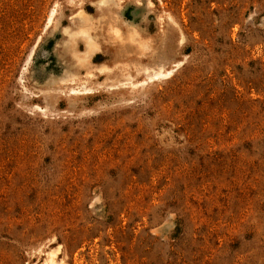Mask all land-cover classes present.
<instances>
[{"label":"rangeland","instance_id":"1","mask_svg":"<svg viewBox=\"0 0 264 264\" xmlns=\"http://www.w3.org/2000/svg\"><path fill=\"white\" fill-rule=\"evenodd\" d=\"M95 1L0 0V264H264V0ZM80 9L112 70L76 99Z\"/></svg>","mask_w":264,"mask_h":264},{"label":"bare ground","instance_id":"2","mask_svg":"<svg viewBox=\"0 0 264 264\" xmlns=\"http://www.w3.org/2000/svg\"><path fill=\"white\" fill-rule=\"evenodd\" d=\"M115 1L114 0H96L95 1L96 10L100 11V9L104 8V7H106L107 9H110V11H111V8H113V7L116 8V10H118L120 8V6L117 4V2L115 3ZM120 2H121V0H119V3ZM77 14L78 15H76V16L77 17L79 16L78 17L79 23L77 25H76V23H74V25H73L74 29L73 30H67V31L62 30L64 40L60 44V46H61L60 48L63 49V53L64 52L66 53V51L70 53L71 59H72L73 63L76 65V68H79V69L84 68L85 74L82 75V77L80 78L79 75L72 74V73L70 74L69 72L65 71L66 73H64L62 75V77H59L55 81H57L56 83H59V85H61V84H64V85L67 84L68 85L69 83H71L72 85L70 87L68 86L65 89L64 88L65 86H64L62 88H58L57 90L62 95H64L65 97L69 96L72 98L79 99L82 97L91 96L97 92L96 91L97 88H95L93 85H91V80L93 78L95 79L94 72H96L97 74H103V75L107 74V73L109 74L110 71L112 70V67H109L106 64L95 65L92 62V59H94V57H95L94 54L97 51H100L102 49L100 46V41L97 37L98 33L96 35H95V33H93L94 29L92 27H94V25L92 23H93V20L95 18H92L89 15H86L85 12L82 11L81 9L78 11ZM54 15H55V9H53L48 15L47 22H46L47 26L53 22ZM98 16L99 17L96 18V22H98L99 20H101L103 18L102 15H98ZM114 20L116 21V19H114ZM123 24L126 26V30L130 33L129 36L135 39V36L138 34V31L136 30L135 26L130 25V24L126 23L125 21H123ZM71 25H72V23H71ZM96 25H98V24H96ZM75 26H76V28H75ZM109 28H110V26H109ZM98 32H99V30H98ZM109 33L114 38H119L118 36H119L120 32H119L118 28L111 27V31H109ZM136 38H138V37H136ZM77 39H80L83 42L84 49L82 51H77V48H75L73 46ZM146 52H148V51H146ZM64 56H66V55H64ZM174 66L176 67L177 65L175 64ZM116 67H118V66H116ZM116 67H114V68H116ZM119 72H121V71L119 70ZM138 73H141L143 76H145V80L141 83L146 84L148 82L152 83L155 80L159 82V80H161L162 78L168 77L172 73V71H169V70L164 71L163 66L159 65L157 67V69H155V70L152 68H146V67L141 68L138 70ZM78 77H79V79H78ZM137 85L139 86L142 84L134 83L132 81V79L125 78L123 81H117L116 83L109 85L108 87H106V89H107V91H115L118 89H130V88L136 89ZM43 112L46 113L47 109L45 108ZM47 256H48V258L46 257L47 258L46 261L42 264H51L54 262L55 253H49V255H47Z\"/></svg>","mask_w":264,"mask_h":264}]
</instances>
